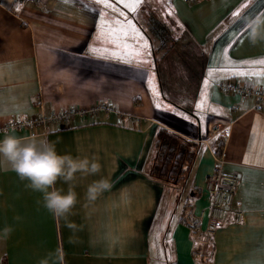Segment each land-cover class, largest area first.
Here are the masks:
<instances>
[{
    "label": "crops",
    "instance_id": "0c3cea01",
    "mask_svg": "<svg viewBox=\"0 0 264 264\" xmlns=\"http://www.w3.org/2000/svg\"><path fill=\"white\" fill-rule=\"evenodd\" d=\"M150 1L0 0V138L35 135L101 165L76 173L66 217L0 166V264H264V114L226 88L264 92V40L253 44L249 27L264 18V0ZM152 15L176 39L163 56L153 50ZM96 103L106 107L97 118L46 133L13 125ZM159 127L198 145L184 182L149 175ZM216 154L240 181L222 225L209 231L206 178ZM101 178L111 189L88 200ZM184 199L188 222L178 220Z\"/></svg>",
    "mask_w": 264,
    "mask_h": 264
},
{
    "label": "clouds",
    "instance_id": "9594fccd",
    "mask_svg": "<svg viewBox=\"0 0 264 264\" xmlns=\"http://www.w3.org/2000/svg\"><path fill=\"white\" fill-rule=\"evenodd\" d=\"M250 40L255 44L264 40V18L257 16L249 25ZM0 166L13 171L20 180L28 181V187L43 194L44 206L55 217H66L77 203V194L70 183L75 180L76 173L95 175L100 172L101 165L97 158L73 157L70 154H59L55 145L37 139L35 135L21 137L5 134L0 138ZM69 184L67 192L56 187L57 181ZM112 187L109 180L101 178L93 181L87 188V198L95 201L103 192ZM12 229L5 227L4 236Z\"/></svg>",
    "mask_w": 264,
    "mask_h": 264
},
{
    "label": "built area",
    "instance_id": "2783aa9c",
    "mask_svg": "<svg viewBox=\"0 0 264 264\" xmlns=\"http://www.w3.org/2000/svg\"><path fill=\"white\" fill-rule=\"evenodd\" d=\"M226 88L232 94L240 96L242 99L253 98L255 110L264 114V92L259 88H253L248 84L230 83ZM106 109L103 103H96L89 109L73 107L59 113H53L50 116H44L40 113L33 118H27L24 122H16L13 125H24L26 127H40L42 133H46L50 126L57 127L59 123L71 122L76 118L95 119ZM42 112V110H41ZM215 163L212 171L206 178V188L208 192V230L222 225L224 215L227 209L232 205L235 190L240 181V174L236 171L226 172L223 169V157L214 156ZM240 214H237L239 218Z\"/></svg>",
    "mask_w": 264,
    "mask_h": 264
},
{
    "label": "trees",
    "instance_id": "16d2710c",
    "mask_svg": "<svg viewBox=\"0 0 264 264\" xmlns=\"http://www.w3.org/2000/svg\"><path fill=\"white\" fill-rule=\"evenodd\" d=\"M148 31L156 41L153 46L156 56H163L176 41L170 33V27L153 15L148 19ZM154 140L155 152L149 165V175L161 181L184 182L194 163L197 143L164 127L156 129ZM187 218L189 213L185 215L182 211L178 220L188 222Z\"/></svg>",
    "mask_w": 264,
    "mask_h": 264
},
{
    "label": "rangeland",
    "instance_id": "374dc122",
    "mask_svg": "<svg viewBox=\"0 0 264 264\" xmlns=\"http://www.w3.org/2000/svg\"><path fill=\"white\" fill-rule=\"evenodd\" d=\"M150 4H152V5H161V6H163V2L161 1V0H151L150 1ZM191 96H193V94L191 95ZM169 97L170 98H172L176 103H179L180 102V100L181 101H187V99H184V98H182V97H180V96H177V95H175V94H169ZM189 100V99H188ZM192 100V99H191ZM188 206H189V203H188V201L186 200V199H184L183 201H182V210H183V213L184 212H186L187 213V211H188Z\"/></svg>",
    "mask_w": 264,
    "mask_h": 264
},
{
    "label": "snow or ice",
    "instance_id": "6c2138e0",
    "mask_svg": "<svg viewBox=\"0 0 264 264\" xmlns=\"http://www.w3.org/2000/svg\"><path fill=\"white\" fill-rule=\"evenodd\" d=\"M99 3H108L109 0H98ZM121 2H123V0H121ZM137 3H139V0H137ZM261 64H264V60L260 61ZM240 75H245V73L241 72ZM260 76H264V71H262L260 74ZM205 83H207V81H205Z\"/></svg>",
    "mask_w": 264,
    "mask_h": 264
}]
</instances>
